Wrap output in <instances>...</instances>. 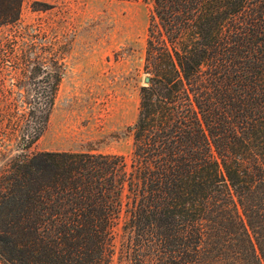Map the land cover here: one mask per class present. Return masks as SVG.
Listing matches in <instances>:
<instances>
[{
    "label": "trees",
    "instance_id": "obj_1",
    "mask_svg": "<svg viewBox=\"0 0 264 264\" xmlns=\"http://www.w3.org/2000/svg\"><path fill=\"white\" fill-rule=\"evenodd\" d=\"M142 1L150 80L129 161L29 152L62 73L36 42L18 46L37 87L15 92L25 104L0 103L4 264H110L117 228L129 264H264V0ZM20 11L21 0H0V28Z\"/></svg>",
    "mask_w": 264,
    "mask_h": 264
},
{
    "label": "rangeland",
    "instance_id": "obj_2",
    "mask_svg": "<svg viewBox=\"0 0 264 264\" xmlns=\"http://www.w3.org/2000/svg\"><path fill=\"white\" fill-rule=\"evenodd\" d=\"M147 25L148 4L142 0H21L18 22L0 28V42H10L2 70L9 93L0 103L25 104L15 92L37 87L19 70L22 42L44 47L39 58L62 73L48 121L30 153L91 151L129 161L128 127L137 117L138 88L146 76ZM127 242L117 228L110 264H129Z\"/></svg>",
    "mask_w": 264,
    "mask_h": 264
},
{
    "label": "water",
    "instance_id": "obj_3",
    "mask_svg": "<svg viewBox=\"0 0 264 264\" xmlns=\"http://www.w3.org/2000/svg\"><path fill=\"white\" fill-rule=\"evenodd\" d=\"M149 80H150V76L149 75H146L144 77V79H143L144 84H147L149 82Z\"/></svg>",
    "mask_w": 264,
    "mask_h": 264
}]
</instances>
